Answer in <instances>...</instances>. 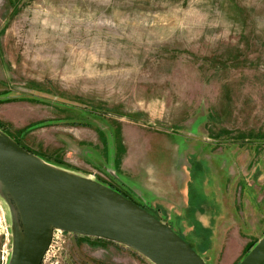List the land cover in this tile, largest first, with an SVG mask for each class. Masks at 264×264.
<instances>
[{"label": "rangeland", "instance_id": "rangeland-1", "mask_svg": "<svg viewBox=\"0 0 264 264\" xmlns=\"http://www.w3.org/2000/svg\"><path fill=\"white\" fill-rule=\"evenodd\" d=\"M0 129L238 264L264 234V0H0ZM10 243L0 198V264ZM41 264L153 263L59 230Z\"/></svg>", "mask_w": 264, "mask_h": 264}, {"label": "water", "instance_id": "water-1", "mask_svg": "<svg viewBox=\"0 0 264 264\" xmlns=\"http://www.w3.org/2000/svg\"><path fill=\"white\" fill-rule=\"evenodd\" d=\"M7 264H41L55 230L120 243L153 264H206L168 224L121 192L52 165L0 129ZM238 264H264V234Z\"/></svg>", "mask_w": 264, "mask_h": 264}, {"label": "crops", "instance_id": "crops-1", "mask_svg": "<svg viewBox=\"0 0 264 264\" xmlns=\"http://www.w3.org/2000/svg\"><path fill=\"white\" fill-rule=\"evenodd\" d=\"M182 195H183V199H184V204L186 205L187 204V201H185V192L184 191H183ZM185 205H183V206H185Z\"/></svg>", "mask_w": 264, "mask_h": 264}, {"label": "built area", "instance_id": "built-area-1", "mask_svg": "<svg viewBox=\"0 0 264 264\" xmlns=\"http://www.w3.org/2000/svg\"><path fill=\"white\" fill-rule=\"evenodd\" d=\"M57 231H59V230H55V231H54L53 238H54V236H55V232H57ZM51 242H52V241H51ZM50 246H51V244H50ZM50 246H49V247H50ZM47 251H48V250H47ZM47 251H46V252H47Z\"/></svg>", "mask_w": 264, "mask_h": 264}, {"label": "trees", "instance_id": "trees-1", "mask_svg": "<svg viewBox=\"0 0 264 264\" xmlns=\"http://www.w3.org/2000/svg\"><path fill=\"white\" fill-rule=\"evenodd\" d=\"M11 136V135H10ZM13 138V137H12ZM18 143V142H17ZM19 144V143H18ZM20 145V144H19ZM24 148V147H23ZM98 239H100V238H98ZM191 246V245H190Z\"/></svg>", "mask_w": 264, "mask_h": 264}]
</instances>
